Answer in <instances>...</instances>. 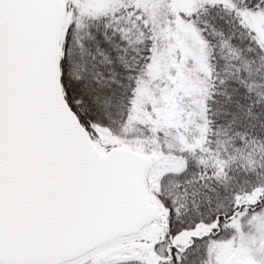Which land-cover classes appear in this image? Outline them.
Masks as SVG:
<instances>
[{
	"label": "snow or ice",
	"instance_id": "snow-or-ice-1",
	"mask_svg": "<svg viewBox=\"0 0 264 264\" xmlns=\"http://www.w3.org/2000/svg\"><path fill=\"white\" fill-rule=\"evenodd\" d=\"M0 264H264V0H0Z\"/></svg>",
	"mask_w": 264,
	"mask_h": 264
}]
</instances>
